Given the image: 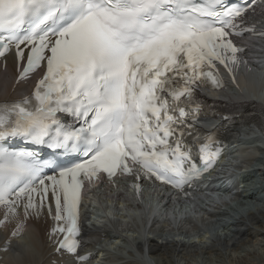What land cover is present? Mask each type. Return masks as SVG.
I'll use <instances>...</instances> for the list:
<instances>
[{"label": "snow or ice", "instance_id": "obj_1", "mask_svg": "<svg viewBox=\"0 0 264 264\" xmlns=\"http://www.w3.org/2000/svg\"><path fill=\"white\" fill-rule=\"evenodd\" d=\"M256 3L0 0V58L15 49L18 65L23 63L19 79L44 68L30 97L0 103V139L16 137L54 150L53 159H44L37 151L0 144V226L18 208L27 219L47 206L55 222L50 236L63 237L57 250L87 264L76 239L85 178L131 174L139 165L146 177L182 189L208 171L220 142L215 133L187 123L204 107L195 90L209 81L222 86L216 64L231 72L229 65L237 63L242 49L231 37L255 34L244 25ZM59 113L78 126L63 123ZM56 150L82 153L84 159L65 164L54 159ZM45 168L54 174L46 175Z\"/></svg>", "mask_w": 264, "mask_h": 264}, {"label": "bare ground", "instance_id": "obj_2", "mask_svg": "<svg viewBox=\"0 0 264 264\" xmlns=\"http://www.w3.org/2000/svg\"><path fill=\"white\" fill-rule=\"evenodd\" d=\"M14 76L13 59L8 58L5 71L0 72V100L15 97L19 91L24 89L23 83H19L13 88ZM245 80L247 84L240 86L236 92L227 91L217 99L231 112L254 113L258 123L245 126L244 134L246 136L253 133L259 134L260 139L264 141V106L253 99L256 94L255 85L260 82V79L256 74L249 72ZM215 124L223 125L224 121L219 119L215 121ZM256 164L263 170L256 168L253 172L248 171L251 174L246 180L250 191L249 198L254 200L259 194L264 197V186L262 185L264 182V158ZM253 166V157H251L243 160L238 169L246 170ZM102 196L108 203H113V199L119 198L125 203L130 200L124 194L117 193L115 189L106 190ZM220 196L228 197L226 193ZM206 201L211 202L212 200L207 198ZM235 202L237 201L230 200L231 206H228L226 202L222 203L232 209L229 216L231 224L224 220L213 222V215L209 217L202 215L199 219L189 218L183 222L165 221L158 232L160 236L171 238L175 231H180L185 235L198 233L203 228L207 231L205 234H201L198 239L193 238L191 241L165 239L163 243H159L149 238V234L153 231L152 227L156 224L152 220V217H155L151 212L142 210V216L137 222L132 217L123 219L122 216L112 211L110 214H114L113 218L107 220L103 226L86 227L88 244H85V248L94 250L96 246H101L106 242L100 240L102 236L106 240H118L123 239L125 235H131L133 238L129 242L135 249L139 261L112 256L108 263L147 264L151 261L154 264H264V199H257L246 206ZM215 209L220 210L221 208L216 206ZM39 213V215H31L27 229L20 239L7 238L8 233L0 230V248L8 244V251L1 253L3 261H5L4 264H51L53 248H50L46 241L48 222L40 210ZM149 222H152L150 228H148ZM9 226L10 219L3 227L8 229ZM9 232L12 234V230L9 229ZM135 234L141 238H135ZM144 246L152 249L151 255L145 256L140 252ZM129 256L133 258L132 253H129Z\"/></svg>", "mask_w": 264, "mask_h": 264}]
</instances>
